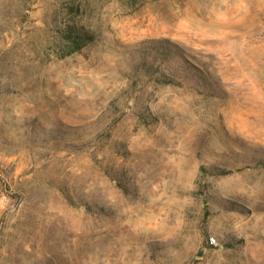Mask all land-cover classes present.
I'll use <instances>...</instances> for the list:
<instances>
[{"label": "rangeland", "instance_id": "obj_1", "mask_svg": "<svg viewBox=\"0 0 264 264\" xmlns=\"http://www.w3.org/2000/svg\"><path fill=\"white\" fill-rule=\"evenodd\" d=\"M0 264H264V0H0Z\"/></svg>", "mask_w": 264, "mask_h": 264}, {"label": "trees", "instance_id": "obj_2", "mask_svg": "<svg viewBox=\"0 0 264 264\" xmlns=\"http://www.w3.org/2000/svg\"><path fill=\"white\" fill-rule=\"evenodd\" d=\"M71 38V41L75 44V46L68 52V54L73 53L76 50H79L81 48V44H83L84 41L90 39L86 34H84L82 31H78L73 37L72 35H69Z\"/></svg>", "mask_w": 264, "mask_h": 264}]
</instances>
